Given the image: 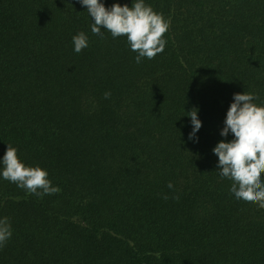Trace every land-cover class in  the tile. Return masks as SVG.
<instances>
[{
	"label": "trees",
	"instance_id": "obj_1",
	"mask_svg": "<svg viewBox=\"0 0 264 264\" xmlns=\"http://www.w3.org/2000/svg\"><path fill=\"white\" fill-rule=\"evenodd\" d=\"M145 2L169 26L137 64L78 0H0V157L12 145L59 188L0 179V264H264V209L230 195L212 152L234 93L264 106V0Z\"/></svg>",
	"mask_w": 264,
	"mask_h": 264
},
{
	"label": "clouds",
	"instance_id": "obj_2",
	"mask_svg": "<svg viewBox=\"0 0 264 264\" xmlns=\"http://www.w3.org/2000/svg\"><path fill=\"white\" fill-rule=\"evenodd\" d=\"M86 8L91 18V32L102 35L110 32L112 38L126 37L131 51L137 53L135 61L143 58L153 59L164 51L166 40L163 38L168 23L163 15L154 11L145 0H131V6L116 2L105 6V0H78ZM88 37L83 31L72 37L73 51L80 53L88 47ZM107 99L111 93L105 92ZM251 93H234L226 112L220 140L212 149L218 157V175L231 181L229 193L237 201L257 205L264 209V106L253 101ZM198 108L186 112L190 117L192 131L189 140L198 142L197 133L202 127L198 118ZM231 140H227L229 135ZM6 151L0 157V179L16 184L29 194L42 197L59 191L52 186L49 173L40 166H28L19 157L18 150L6 144ZM174 185L169 182L168 188ZM167 199V196L164 197ZM12 226L7 217H0V248L12 237Z\"/></svg>",
	"mask_w": 264,
	"mask_h": 264
}]
</instances>
